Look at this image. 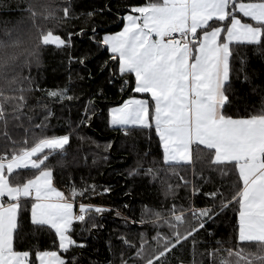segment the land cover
<instances>
[{"label": "snow or ice", "instance_id": "6c2138e0", "mask_svg": "<svg viewBox=\"0 0 264 264\" xmlns=\"http://www.w3.org/2000/svg\"><path fill=\"white\" fill-rule=\"evenodd\" d=\"M81 3L23 0L8 9L20 12L19 20L0 22V50L21 49L10 59L15 64L23 57L27 66L7 88L0 86V264H85L89 238L98 239L105 213L125 229L151 225L155 235L114 229L118 234L104 241L108 256L89 257L87 264H264V98L256 109L232 83L234 72L250 82L246 48L264 52V0H107L78 12ZM107 15L115 17L119 30L103 29L100 35L96 17ZM81 17L90 33L65 28ZM85 35L97 53L107 54L100 66L107 83H119L121 101L107 107V126L125 136L148 133V147L127 169L128 177L159 181L165 201L171 200L167 207L145 208L140 220L121 211L132 213V203L83 202L111 193L110 185L97 191L98 185L82 177L78 186L69 174L67 184L61 179L64 187L57 186L56 171L66 166L72 137L83 141L80 129L102 114L96 97L107 98L101 88L83 99L78 120H65L68 131L48 135L50 121L60 119L53 105L70 111L82 97L70 94L71 75L63 87L41 88L31 68L52 48L66 56L69 72L76 63L91 78L92 50L74 54L73 37ZM153 134L162 163L152 154ZM111 147L109 142L104 150ZM93 155L94 164L109 159ZM19 169L33 171L21 179ZM198 196L205 201L199 207ZM225 221L231 229L227 238L217 236ZM185 250L191 259H185Z\"/></svg>", "mask_w": 264, "mask_h": 264}, {"label": "trees", "instance_id": "16d2710c", "mask_svg": "<svg viewBox=\"0 0 264 264\" xmlns=\"http://www.w3.org/2000/svg\"><path fill=\"white\" fill-rule=\"evenodd\" d=\"M107 0H82L81 5L77 8L78 12L87 11L91 7L102 6ZM18 3H23V0H0V22L4 20L17 21L21 18V13L15 9ZM117 6L116 2L112 4V7ZM96 22L100 30V35H103V29H110L111 31H118L119 27L115 21V17L107 15L104 17L97 16ZM2 26V25H0ZM81 27L87 28L89 33L91 31L90 23H86V18L81 17L77 20L69 21L65 28L72 31H77ZM66 35V32H62ZM75 42L74 54L80 55L84 50L91 49L93 52V59L88 64V68L92 71V77L90 78L87 71L81 69L79 64L73 63L71 65V71L68 70L67 58L61 53L54 52L52 48H47L40 53V65L33 66L31 68V74L36 79L37 84L41 88H54L56 86L63 87L67 83L69 75L72 77L71 92L81 96V101L72 102L70 105V111L68 107L63 112L60 111L58 105H53L56 115L60 117L59 120L52 119L50 130L46 133L48 135H60L65 134L68 129L65 125V120L71 119L76 122L79 118L80 111L82 110L83 99H87L89 96L95 95L103 88L104 96H97L98 107L102 109V114L98 116L91 127H85L80 129V135L84 137L83 141L78 140L76 136L72 137L71 148L68 149V155L66 157V166L63 170L57 169L56 171V182L57 186L64 187L60 182L63 179L64 184H67V178L71 174L74 178L75 183L78 186L81 184V178L91 184L95 183L98 185V190L101 191L105 185L112 186V192L102 196H97L91 200H83L85 203L92 204H103L110 207L122 206L127 203H132L133 212L129 213L127 210L121 207V211L125 215H133L137 220L141 219V212L145 208L157 209L161 207H167L171 203V200L165 201V197L161 194L159 189V181L156 183H150L147 178L137 176L134 179L128 177L127 169L134 165L135 161L139 158L138 154H143L148 147L145 137L148 135L147 132L141 133L139 131H132L131 135L125 136L123 132L111 130L107 126V107L120 99L121 93L118 91L119 83L109 85L107 83V73L101 72L100 66L104 60L107 59L106 53H97L95 44L89 40L88 35L83 37H73ZM248 64L247 74L249 75L250 82H242L243 75L234 72L233 74V87L240 94H247L249 104L254 105L256 109L261 107L262 98H264V52H254L252 48L245 49ZM12 55H21V49H10L8 51L0 50V65L7 63L9 67L6 69L0 67V86L5 88L8 87L9 81L19 75L21 69L26 71V64L24 63L23 57L15 64L10 59ZM63 61V62H62ZM238 67V65H237ZM7 74L8 80L3 77ZM83 77V79H81ZM255 87L256 91L253 92L252 88ZM131 94L130 90L128 95ZM40 96L39 92L34 94ZM35 103L33 99L31 101ZM243 110V108L241 109ZM39 117V110L36 113ZM35 123H40L39 118L35 120ZM37 134L39 130H35ZM112 142L111 150L105 151L104 145ZM99 145V147H98ZM152 154L157 160L162 159L160 151L155 143L153 134ZM97 154L101 157L108 156L109 159L105 162L103 159L97 160L94 164V155ZM75 156V160H73ZM56 159V155L50 158L49 163H53ZM152 157H149L151 160ZM145 163V167H147ZM199 169V165H197ZM31 169H20L17 171L21 179L27 178L32 174ZM191 173L189 172V176ZM217 183H219V177H214ZM174 182V181H173ZM211 185L205 187V191L209 190ZM67 191V188H64ZM131 190V196L125 195V193ZM180 197H184V191L181 190L179 193ZM81 202L80 198H77V205ZM178 203H187L186 200L178 201ZM205 203L203 197H196L195 204L197 207L202 206ZM232 211L229 210L227 213L228 220L232 218ZM25 225H27V217L25 215ZM103 224L104 227L100 229L96 236L98 239L89 238V244L91 245L85 250V264H87V258L98 259L104 261L108 256V251L104 246V241L109 238L110 235L113 237L118 234L113 232L114 229L119 231H132L140 232L146 231L149 236L155 235L151 225L146 228H141L139 224L132 226L129 229H125L119 218L114 217L112 213H105L103 218L98 221ZM163 231H167L166 228ZM231 231L228 221L219 225L217 229V236H223L227 238V235ZM35 242V241H34ZM99 250V251H97ZM202 250V249H201ZM186 260L191 259L187 250L184 252ZM199 259V257H197Z\"/></svg>", "mask_w": 264, "mask_h": 264}, {"label": "water", "instance_id": "95a60500", "mask_svg": "<svg viewBox=\"0 0 264 264\" xmlns=\"http://www.w3.org/2000/svg\"><path fill=\"white\" fill-rule=\"evenodd\" d=\"M121 101V97H120V99L116 102V103H118V102H120ZM111 150V148L109 149V151Z\"/></svg>", "mask_w": 264, "mask_h": 264}, {"label": "rangeland", "instance_id": "374dc122", "mask_svg": "<svg viewBox=\"0 0 264 264\" xmlns=\"http://www.w3.org/2000/svg\"><path fill=\"white\" fill-rule=\"evenodd\" d=\"M129 95H132V93L131 94H129ZM112 105H115V104H112ZM112 105H109V106H112ZM98 190V189H97Z\"/></svg>", "mask_w": 264, "mask_h": 264}, {"label": "crops", "instance_id": "0c3cea01", "mask_svg": "<svg viewBox=\"0 0 264 264\" xmlns=\"http://www.w3.org/2000/svg\"><path fill=\"white\" fill-rule=\"evenodd\" d=\"M20 170V169H19ZM18 171V170H17ZM59 187V186H58ZM77 210H78V207H77Z\"/></svg>", "mask_w": 264, "mask_h": 264}]
</instances>
